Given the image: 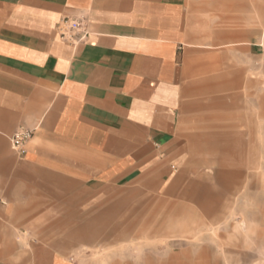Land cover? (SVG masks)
<instances>
[{
	"label": "crops",
	"instance_id": "obj_1",
	"mask_svg": "<svg viewBox=\"0 0 264 264\" xmlns=\"http://www.w3.org/2000/svg\"><path fill=\"white\" fill-rule=\"evenodd\" d=\"M250 13L264 15V0H0V264H83L55 244L26 248V228L46 235L41 222H99L126 207L119 237L148 225L146 201L117 194L160 188L200 96L232 93L262 59L264 18L250 25ZM66 17L86 23L85 43L60 39ZM20 130L31 133L23 156L10 145ZM242 176L215 171L216 203ZM181 194L212 213L193 182ZM79 230L70 236L100 233Z\"/></svg>",
	"mask_w": 264,
	"mask_h": 264
},
{
	"label": "rangeland",
	"instance_id": "obj_2",
	"mask_svg": "<svg viewBox=\"0 0 264 264\" xmlns=\"http://www.w3.org/2000/svg\"><path fill=\"white\" fill-rule=\"evenodd\" d=\"M262 18L250 13V25ZM233 81L232 93L200 96V109L189 116L181 150L169 162L160 188L146 189L140 181L117 194L146 201L147 226L138 223L131 234L119 237L127 215L122 207L99 222H41L38 228L46 235L32 237L26 228L20 241L26 248L33 242L55 244L83 264H264V60L250 61L247 77ZM236 167L243 172L241 182L233 195L216 203L212 196L223 189L215 171ZM189 182L205 193L207 205L213 206L210 215L182 197ZM83 226L100 233L70 236Z\"/></svg>",
	"mask_w": 264,
	"mask_h": 264
},
{
	"label": "built area",
	"instance_id": "obj_3",
	"mask_svg": "<svg viewBox=\"0 0 264 264\" xmlns=\"http://www.w3.org/2000/svg\"><path fill=\"white\" fill-rule=\"evenodd\" d=\"M56 31L60 39L72 47H77L85 43L88 31L86 23L82 19L78 18H64L56 26ZM258 48L260 50V55L264 60V32H262L260 39L258 41ZM31 137L29 131H17L13 134L10 139V145L13 151H15L20 156L25 154V143Z\"/></svg>",
	"mask_w": 264,
	"mask_h": 264
}]
</instances>
